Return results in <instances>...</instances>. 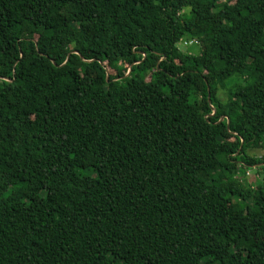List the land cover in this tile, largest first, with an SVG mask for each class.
I'll return each instance as SVG.
<instances>
[{
  "label": "trees",
  "instance_id": "1",
  "mask_svg": "<svg viewBox=\"0 0 264 264\" xmlns=\"http://www.w3.org/2000/svg\"><path fill=\"white\" fill-rule=\"evenodd\" d=\"M0 264H264V0H0Z\"/></svg>",
  "mask_w": 264,
  "mask_h": 264
},
{
  "label": "rangeland",
  "instance_id": "2",
  "mask_svg": "<svg viewBox=\"0 0 264 264\" xmlns=\"http://www.w3.org/2000/svg\"><path fill=\"white\" fill-rule=\"evenodd\" d=\"M184 42H186V44L184 45ZM181 49L182 51L184 52H190V53H196L198 48L195 46V43H191V44H188V40H182L181 41ZM226 91L224 90H221L218 92V98H220L221 100H225L226 99ZM249 154L253 157H260L262 154H263V151L262 150H258V149H255V150H251L249 151ZM246 178L252 182V183H257V184H261L262 183V172L260 169H258L256 166L253 167L252 169H250L247 173H246ZM257 239H259V236L257 237Z\"/></svg>",
  "mask_w": 264,
  "mask_h": 264
},
{
  "label": "built area",
  "instance_id": "3",
  "mask_svg": "<svg viewBox=\"0 0 264 264\" xmlns=\"http://www.w3.org/2000/svg\"><path fill=\"white\" fill-rule=\"evenodd\" d=\"M191 43H196L195 41L193 40H188V44H191ZM186 44V42H184V45Z\"/></svg>",
  "mask_w": 264,
  "mask_h": 264
},
{
  "label": "water",
  "instance_id": "4",
  "mask_svg": "<svg viewBox=\"0 0 264 264\" xmlns=\"http://www.w3.org/2000/svg\"><path fill=\"white\" fill-rule=\"evenodd\" d=\"M107 77H108V76H106V79H108ZM221 120H222V118L220 119V121H221ZM227 124H228V122H227Z\"/></svg>",
  "mask_w": 264,
  "mask_h": 264
}]
</instances>
